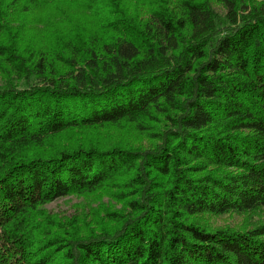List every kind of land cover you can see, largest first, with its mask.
<instances>
[{
  "label": "trees",
  "instance_id": "obj_1",
  "mask_svg": "<svg viewBox=\"0 0 264 264\" xmlns=\"http://www.w3.org/2000/svg\"><path fill=\"white\" fill-rule=\"evenodd\" d=\"M214 2L0 0V264H264L203 221L264 210V0Z\"/></svg>",
  "mask_w": 264,
  "mask_h": 264
},
{
  "label": "rangeland",
  "instance_id": "obj_2",
  "mask_svg": "<svg viewBox=\"0 0 264 264\" xmlns=\"http://www.w3.org/2000/svg\"><path fill=\"white\" fill-rule=\"evenodd\" d=\"M254 1V4H256L260 0H246L245 6L249 5V2L250 4H252ZM212 2V8H214L219 15L225 16V9L223 8V5L214 2V0H212ZM66 21H69V19H67ZM43 33H41L40 29V32L36 34L35 37L40 36ZM40 39L42 40L41 37ZM130 142L136 145H142L144 144V138H133L130 139ZM97 202H99L100 204L98 205ZM108 202L109 200L107 198L99 199L98 201H96L94 197L68 196L49 203L43 208L42 211L45 215L57 219L58 221H63L65 219H71L72 217H81L88 215L90 211H95L98 206L100 207L104 204H106L107 206ZM87 221H89V219ZM203 221L212 228H232L236 230L244 229L251 227L252 224L264 222V210L260 211L259 213L248 214L243 217H238L235 215L225 216L217 219L207 217L203 219Z\"/></svg>",
  "mask_w": 264,
  "mask_h": 264
}]
</instances>
